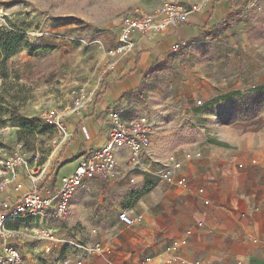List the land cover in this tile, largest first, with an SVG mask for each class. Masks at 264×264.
Returning <instances> with one entry per match:
<instances>
[{
  "label": "crops",
  "instance_id": "1",
  "mask_svg": "<svg viewBox=\"0 0 264 264\" xmlns=\"http://www.w3.org/2000/svg\"><path fill=\"white\" fill-rule=\"evenodd\" d=\"M134 40L135 49L119 56L93 104L66 120L70 137L54 146L47 174L58 183L85 155L104 146L112 130L109 114L121 108L125 121L143 114L156 118L153 150L158 158L173 154L183 162L179 174L185 184L126 170L115 178L93 179L78 190L93 184L101 192L90 226L81 234L74 219L77 191L61 234L103 244L105 253L86 264H188L181 258L264 264V127L241 137L224 134L187 144L175 132L195 101L219 104L255 96L263 101L264 0H212L180 26L136 34ZM177 41L197 44L176 49ZM115 153L123 166L129 150ZM6 193L16 197L18 192L10 184ZM123 209L144 219L127 226L118 218ZM30 243L36 242L20 243L25 257ZM37 243L43 251L44 243ZM25 264L33 263L25 258Z\"/></svg>",
  "mask_w": 264,
  "mask_h": 264
},
{
  "label": "rangeland",
  "instance_id": "2",
  "mask_svg": "<svg viewBox=\"0 0 264 264\" xmlns=\"http://www.w3.org/2000/svg\"><path fill=\"white\" fill-rule=\"evenodd\" d=\"M169 1L193 4L197 0H0V26L12 23L23 28L29 42L42 48L35 56L27 50L13 56L6 63L7 76H0V156L21 152L33 158L40 150L41 163L47 162L62 141L59 137L57 144L52 142L59 134L44 114L58 111L68 120L82 103L81 94L96 95L121 56L111 51L117 46L122 17L135 10L154 11ZM257 100L255 96L219 104L195 101L178 119L175 132L183 134L185 144L256 132L264 127V99ZM14 109L41 126L28 131L14 124ZM27 186L31 188L29 182ZM100 195L88 184L75 196L74 219L82 224L78 225L81 234L90 226ZM109 213L111 208L105 215ZM24 247L25 258L33 264L40 256L51 257L37 242Z\"/></svg>",
  "mask_w": 264,
  "mask_h": 264
},
{
  "label": "built area",
  "instance_id": "3",
  "mask_svg": "<svg viewBox=\"0 0 264 264\" xmlns=\"http://www.w3.org/2000/svg\"><path fill=\"white\" fill-rule=\"evenodd\" d=\"M211 1L197 0L193 4L169 1L154 11L135 10L125 14L119 24L117 46L111 53L129 55L135 49L136 34L178 27L192 14L201 12ZM193 44H197V41H177L174 47L179 49ZM80 97L82 103L72 113L92 105L95 100L94 94H81ZM123 111L118 108L109 114L112 130L106 144L85 155L72 172L60 176L58 183L50 182L48 166L46 162L41 163L40 150L34 152L33 158L21 152H15L9 157L0 156V264H25V256L20 247L24 239L44 243L43 252L51 258L44 257L38 264H86L94 256L104 254V246L100 241L61 234V227L58 226L71 217L76 192L93 179L115 178L122 170H126L129 173L149 172L167 184H185L179 174L183 162L173 154L158 158L153 150L155 119L143 114L125 121L122 119ZM44 120L59 134L53 143L57 144L59 137L62 142L68 140L70 133L64 113L49 111L44 114ZM116 148L129 150L123 166L115 153ZM27 182L31 184L30 189L26 187ZM131 182L135 180L131 179ZM10 184H14L18 192L16 197L6 193ZM118 218L123 224L133 226L142 221L144 216L123 209ZM91 233L96 234L97 229L93 228ZM149 260L147 258L145 261ZM181 261L202 264L196 259L187 261L181 258Z\"/></svg>",
  "mask_w": 264,
  "mask_h": 264
},
{
  "label": "trees",
  "instance_id": "4",
  "mask_svg": "<svg viewBox=\"0 0 264 264\" xmlns=\"http://www.w3.org/2000/svg\"><path fill=\"white\" fill-rule=\"evenodd\" d=\"M76 24L81 25L80 20H74ZM40 46L32 45L28 40V35L26 31L9 23L8 25L0 26V76L6 77V63L13 56L18 55L23 50H27L30 56H35L39 51H41ZM15 112L12 114L11 120L14 124H18L21 128L28 131H36L41 123L36 119H30L23 115L17 114Z\"/></svg>",
  "mask_w": 264,
  "mask_h": 264
}]
</instances>
